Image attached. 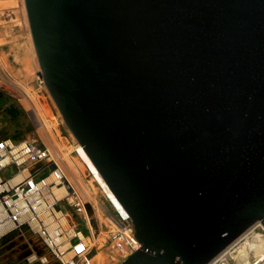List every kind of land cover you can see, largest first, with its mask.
Here are the masks:
<instances>
[{"label":"water","instance_id":"1","mask_svg":"<svg viewBox=\"0 0 264 264\" xmlns=\"http://www.w3.org/2000/svg\"><path fill=\"white\" fill-rule=\"evenodd\" d=\"M24 3L48 95L133 224L119 264H210L264 228V0ZM17 95L0 83V109Z\"/></svg>","mask_w":264,"mask_h":264},{"label":"built area","instance_id":"2","mask_svg":"<svg viewBox=\"0 0 264 264\" xmlns=\"http://www.w3.org/2000/svg\"><path fill=\"white\" fill-rule=\"evenodd\" d=\"M60 162L36 137L0 139V247L10 240L7 245L11 247L24 232L36 237L41 245H29L16 264H94L98 243L94 242L86 202L78 192L79 184L68 181ZM51 165L55 166L53 170ZM57 189L66 194L58 195ZM71 194L74 201L70 200ZM88 202L96 213L94 204ZM102 208L110 227L106 240L113 243L123 238L125 246L121 253L128 250L129 256L140 247L129 215L124 216L113 205L112 210L105 205ZM97 220L99 229L106 227L100 218ZM244 252H255L256 262L250 263L242 255ZM0 264H4L2 254ZM210 264H264V228L257 224Z\"/></svg>","mask_w":264,"mask_h":264},{"label":"rangeland","instance_id":"3","mask_svg":"<svg viewBox=\"0 0 264 264\" xmlns=\"http://www.w3.org/2000/svg\"><path fill=\"white\" fill-rule=\"evenodd\" d=\"M16 5L15 0H0V83L5 84L11 92H16V95L18 94L17 98L20 101L12 100L11 103L0 109V139L37 138L33 125L27 116L25 108L27 107L35 113L42 128L48 130L58 147L62 148V151L71 157L72 164L82 180L84 182H90L92 177L85 166L86 157L64 126L57 109L48 95L42 81L31 35H29L27 26L23 22L21 23V20L16 16L15 11H18ZM19 24H21L24 30V35L17 39L19 48H13L11 50V47L14 45L11 40L8 43V40L3 37V34L7 27L14 33L20 32ZM13 32H10V34ZM28 43H30V48L32 49L31 54L27 52ZM21 44L23 48L20 47ZM40 124L38 123V128L44 132ZM45 140L47 141V138ZM78 148L81 150L82 158L77 157L73 153L74 149ZM98 197L103 205L112 210L111 202L105 195L99 193ZM68 209L73 211L72 207H68ZM21 236L15 238V242L11 247L7 245L11 240L1 245L0 254L3 255L4 264H16L19 258L29 249V245H39L37 238L29 232H24ZM105 241L101 244H96L93 263L119 264L126 256V254L123 255L121 253V250L125 246L124 239L119 238L113 243L110 240L107 241L105 239ZM100 246L101 249L99 248ZM245 254L251 258L249 259L250 263L256 262L252 254Z\"/></svg>","mask_w":264,"mask_h":264},{"label":"bare ground","instance_id":"4","mask_svg":"<svg viewBox=\"0 0 264 264\" xmlns=\"http://www.w3.org/2000/svg\"><path fill=\"white\" fill-rule=\"evenodd\" d=\"M15 3H17V5H18V10L20 11L19 12L20 17H21V19H23V23L27 26L28 32L30 33V29H29V25H28L27 13H26V8H25L24 0H15ZM28 52H29V54H31L32 49L29 48L28 49ZM28 97H29V95H28ZM31 97H33V96H31ZM24 98H25V96H24ZM34 117L38 121V123L40 124L39 119L35 115V113H34ZM40 127L42 128L41 124H40ZM42 129H44V128H42ZM43 133H45L44 134L46 136L45 138H47V142H48L49 146L51 147L52 151L61 159V162L59 163V167H60L61 170L63 168L62 171L64 172V174H65L66 178L68 179V181L69 182H75L76 185L77 184L80 185V186L77 185L78 186L77 189H79L78 192L80 193V196L82 198H85L88 201L90 200L94 204V206L96 208V213L94 212L95 215H96V217L97 218H100L103 222H105L104 224L106 225V227L101 226V228L99 229L98 235L95 236L94 242L95 243H100V244L103 243V242H106L105 239H106V237H108L107 231L110 230V227L108 228V226H107L108 220L104 217V214H103L104 209L102 208V205L103 204L100 201V199L98 197V194L99 193H102L103 195H105L106 198H108L109 201L112 203V205L115 208H117L121 213H123L124 216H127L128 215L127 212L125 211V209L123 208V206L121 205V203L117 200V198L115 197V195L113 194V192L110 190V188L108 187L107 183L104 182V180L102 179V177L98 173L97 169L95 168V166L91 162V160L88 158V156L86 155V153L83 152L82 148L79 145L76 144L77 146L80 147V149L82 150L83 154L86 157V159H85V166L87 167V169L90 172L91 177H92V179H90V182H84L82 180L81 176L78 174V172L75 170V167L72 164L71 157L68 154H65L64 151H62V148H59L58 147V145L54 142V140L50 136V133L48 132V130L45 129ZM80 149L79 148L78 149H74V152L76 153L77 157L82 158L81 150ZM91 164H92L93 168H92ZM56 192H57L58 195H64V194H66L63 189H57ZM74 199H75L74 198V195L71 194L70 195V200L71 201H74ZM114 241H116V240H113V242ZM99 248L101 249V246ZM253 248H256V245H254ZM127 252H128V250L126 251L125 254H127ZM242 255L247 256L245 253H242ZM254 255H255V252H254V254H252V256H254ZM245 258L251 259L249 256H247ZM235 260H236V263H238V261L240 259H239V257H237ZM251 263H254V262H251Z\"/></svg>","mask_w":264,"mask_h":264},{"label":"crops","instance_id":"5","mask_svg":"<svg viewBox=\"0 0 264 264\" xmlns=\"http://www.w3.org/2000/svg\"><path fill=\"white\" fill-rule=\"evenodd\" d=\"M16 8H18V5H16ZM19 12H20L19 10H18V11H15L16 16H18L19 20H21V23H22V22H23V19H21ZM18 14H19V15H18ZM19 30H20V32H18V33H17V32L14 33L13 31L9 30V28L7 27V28H6V31H5L4 34H3V37H4L5 39L8 40V43L10 42V40H11V42L13 43L14 46L11 47V50H12L13 48H14V49H18V48H19V43H18L17 39H18V37L24 35V30L22 29L21 24H19ZM10 32H13V33L10 34ZM22 44H23V43H22ZM22 44H21V46H20L21 48H23ZM29 48H30V43H28V46H27V52H28V49H29ZM26 54H27V53H26Z\"/></svg>","mask_w":264,"mask_h":264},{"label":"flooded vegetation","instance_id":"6","mask_svg":"<svg viewBox=\"0 0 264 264\" xmlns=\"http://www.w3.org/2000/svg\"><path fill=\"white\" fill-rule=\"evenodd\" d=\"M43 131H44V129H43Z\"/></svg>","mask_w":264,"mask_h":264},{"label":"trees","instance_id":"7","mask_svg":"<svg viewBox=\"0 0 264 264\" xmlns=\"http://www.w3.org/2000/svg\"><path fill=\"white\" fill-rule=\"evenodd\" d=\"M13 139V138H12Z\"/></svg>","mask_w":264,"mask_h":264}]
</instances>
